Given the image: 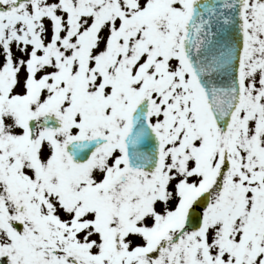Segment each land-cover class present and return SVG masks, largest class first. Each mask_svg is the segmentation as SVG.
Here are the masks:
<instances>
[{
  "label": "snow or ice",
  "instance_id": "obj_1",
  "mask_svg": "<svg viewBox=\"0 0 264 264\" xmlns=\"http://www.w3.org/2000/svg\"><path fill=\"white\" fill-rule=\"evenodd\" d=\"M0 264H264V0H0Z\"/></svg>",
  "mask_w": 264,
  "mask_h": 264
}]
</instances>
